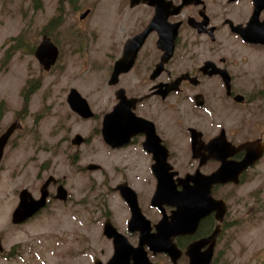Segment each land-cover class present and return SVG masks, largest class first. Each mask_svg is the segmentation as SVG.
<instances>
[{
    "label": "flooded vegetation",
    "instance_id": "flooded-vegetation-1",
    "mask_svg": "<svg viewBox=\"0 0 264 264\" xmlns=\"http://www.w3.org/2000/svg\"><path fill=\"white\" fill-rule=\"evenodd\" d=\"M76 1L64 0L72 5ZM91 3L79 18L84 22L96 16L95 36H74L79 39L68 42H78L79 51L81 43H88L98 56L110 57L106 79L112 104L97 115L91 97L75 87L66 100L69 104L73 88L87 99L92 117L69 106L82 119H98L95 140L104 157L111 158L80 166L77 148L90 143L91 136H70V146L77 147L70 156L75 174H101L88 188L95 192V227L104 239L102 248L95 247L94 264H109L118 240L138 249L141 264H202L211 254L210 264H215L243 208L235 187L264 156V135L245 138V122L257 119L264 108V64H258L264 57V0H123L118 12L123 8L124 18L119 21H102L98 0ZM53 32L42 35L59 49L50 70L35 54L42 40L32 49L45 71L55 67L61 54ZM125 56L131 66L115 76L116 63ZM122 100L121 129L114 126L110 142L103 134L105 116ZM78 135L83 138L80 145L74 143ZM247 143L257 152L261 145L263 154L238 173L236 165L246 157L242 146ZM43 187L46 205L13 224H25L52 202L75 201L67 176L49 174L37 193L28 190L39 199ZM63 189L64 198H58ZM132 253L128 248L124 255L129 264L134 262Z\"/></svg>",
    "mask_w": 264,
    "mask_h": 264
},
{
    "label": "rangeland",
    "instance_id": "rangeland-1",
    "mask_svg": "<svg viewBox=\"0 0 264 264\" xmlns=\"http://www.w3.org/2000/svg\"><path fill=\"white\" fill-rule=\"evenodd\" d=\"M91 1L77 0L72 5L64 0H0V104L5 106L0 134L16 120L23 126L9 140L0 165V238L4 250L0 252V264H94L95 247L103 246L102 231L95 227V192L88 189L91 179L95 181L101 174H75L70 156L77 147L70 146V136L76 132L91 136L90 143L77 148L80 166L99 157L107 161L111 158L104 157L95 140L98 119L80 118L66 100L67 92L75 87L91 97L97 115L109 111L112 104L106 79L110 57L98 56L88 43H81L79 51L78 42L71 41L95 36L96 16L92 14L84 22L79 18L81 12L92 7ZM122 1L98 0L99 18L122 20L123 8L118 12ZM54 17L63 20L59 28L51 30ZM52 31L61 54L55 67L45 71L32 49L44 33ZM17 39L22 40L21 46L13 48ZM10 48L13 52L7 55ZM258 64H264V57ZM97 65L105 68L100 71ZM97 80L106 81L105 86L95 87ZM27 83L39 84L29 107L22 95ZM245 126V138L264 135V108ZM49 174L67 176L75 201L66 205L52 202L25 224H13L20 192L26 188L37 193ZM235 192L242 197L243 208L239 221L228 229L215 264H264V156Z\"/></svg>",
    "mask_w": 264,
    "mask_h": 264
},
{
    "label": "water",
    "instance_id": "water-1",
    "mask_svg": "<svg viewBox=\"0 0 264 264\" xmlns=\"http://www.w3.org/2000/svg\"><path fill=\"white\" fill-rule=\"evenodd\" d=\"M87 13L88 12H85L82 15V17H85ZM136 38H143V37L138 36ZM35 54L37 58L39 59L40 63L43 65V68L46 70H50L51 67L56 63L58 59L59 49L56 46V44L51 40V38L45 36L42 42L40 43V45L37 47ZM168 57L169 56H165V59ZM130 66H131V63L127 61L126 56L123 57L121 60L117 61L114 75L116 76L119 73L126 71L127 69H129ZM68 102L71 108L75 110L76 112H78L81 116L85 118H89L94 115V112L90 104L88 103L87 99L83 97L77 89L73 88L70 91ZM124 105H125V102L122 100L116 106L114 111L109 112L105 116L103 134H104V137L110 142L112 141L114 134H115L112 132L114 130L113 129L114 126H117L116 128L121 129V126L119 125V123L121 121L120 119V116L122 114L121 111H125ZM21 127L22 125L18 121H15L11 123L4 130V132L0 134V165L2 163L5 149L9 143V140L11 139L14 132L17 129H20ZM118 136L120 137V134H118ZM82 142H83V138L80 135H78L77 138L74 140L75 144L80 145ZM242 148L246 149L247 154H246V157L241 162H239L238 165H236L238 173L254 165L262 157V154H263L261 145H260V149L258 152L252 147V145H250V143L244 144ZM217 175H220V171ZM44 186H46V184ZM65 193L66 191L63 189L61 195H58L57 197L62 199L64 198ZM47 196H48V193L47 191H45V189L43 191V195L39 199L34 198L28 189L26 188L23 189L20 193V201L12 214L13 223H21L27 220L32 215H34L35 213H37L40 209H42L46 205ZM108 235L111 236L112 234L108 233ZM115 245H116L115 254H114L112 261L110 260L109 264H129L128 261L126 260L127 256L126 257L124 256L127 254V253L125 254V252L128 251V248L130 252L134 253V254L133 253L131 254L134 262L130 264H141V261L138 258L139 255L136 253L138 252V249H132L129 245H127L125 242L121 240H118V242L115 243ZM0 250H2L1 238H0ZM212 257H213V254L208 256L206 261H204L202 264H210ZM196 263L199 264L198 261L196 262V260L195 262L192 261V264H196Z\"/></svg>",
    "mask_w": 264,
    "mask_h": 264
},
{
    "label": "trees",
    "instance_id": "trees-1",
    "mask_svg": "<svg viewBox=\"0 0 264 264\" xmlns=\"http://www.w3.org/2000/svg\"><path fill=\"white\" fill-rule=\"evenodd\" d=\"M60 21H62L61 19H58L56 20V17H54V20L51 21V25H50V29L53 30L56 26L59 27L61 25V23H59ZM14 39V38H12ZM21 43H22V40L19 39L18 40V45L19 47L21 46ZM13 48H15V46L13 45ZM12 50L10 48L9 50V54H12ZM39 87V84H34V83H31L29 85H27L24 89H23V98H24V101H25V104H26V107H29V101H30V97L31 95L35 92V90ZM5 109V106L3 104H0V116L2 115L3 111Z\"/></svg>",
    "mask_w": 264,
    "mask_h": 264
}]
</instances>
